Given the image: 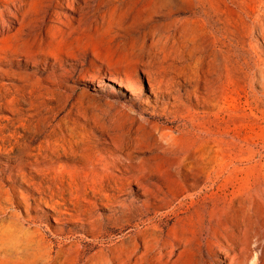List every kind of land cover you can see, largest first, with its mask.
<instances>
[{"label": "bare ground", "instance_id": "1", "mask_svg": "<svg viewBox=\"0 0 264 264\" xmlns=\"http://www.w3.org/2000/svg\"><path fill=\"white\" fill-rule=\"evenodd\" d=\"M2 1H6V5L4 9L2 8L1 15L9 11L19 24L25 22V11L28 6L32 5V0ZM96 1L98 2V0ZM85 3L86 2L83 4L80 0H46V4L41 7L35 17V21L38 23L37 26L41 28L40 23H44L47 18L52 15L51 22H53V25H51V27H57L58 31L60 27H64L65 30L66 28L69 29V22L75 20V14L83 10ZM195 3L197 4L198 1H195ZM218 5H212L213 7H209V5L207 7L204 6L199 9V13H197L198 11L196 12L198 14L196 15V20L204 26L207 36H209L208 38L205 37L206 39L203 42L200 41L201 43L192 45L184 38H171L166 35L164 37L155 38L151 44L143 42V46L140 45L142 47L139 50V56L143 59V72L147 74L152 93L157 98L163 95H169L174 100L171 106L175 111L171 114V119L168 118L167 121L164 122L165 124L161 126L158 120L157 124L153 125L159 130H167V128H169L173 134L175 131L179 132V134L186 133L184 131H195L199 133L200 136L207 139L210 137L209 139L212 140V133L206 126L207 124L201 121L199 118L200 114L193 112L192 109L212 108L215 109V115L217 116L223 113H230L233 110L237 111L242 109L249 111L250 115L253 117L250 122L251 135L248 138L238 137L232 140L217 137L212 140L213 142H209V145L210 143H214L212 147H215L214 152L216 160L214 162L203 160V163L200 164L179 165L173 170L166 171L167 174L165 175L160 174L159 170L152 169L148 172L146 167L139 166L135 162L131 148H144L146 144L132 145L131 147L126 146L123 148L113 141V143L103 144L100 149H96L97 152L95 153L90 151L92 148L90 144L91 137L87 134L88 132L71 131L70 133V130L67 131L61 126L63 122L58 124L59 120L57 124L60 126V129L54 127L51 131H48L47 128L53 127L51 122L43 121L42 123L41 121L34 120V116H31L32 113L28 115L24 114V112H22L23 106L20 108L18 106L19 101L16 97L17 88L15 84L13 86V83H11L12 85L7 86L2 82L3 79H14L17 74L11 65L12 54H9L11 50L8 52V47H6L9 43L6 44L7 40L5 41V37L7 35L9 36L12 26L3 20V25L0 26V252H5V255L9 259L8 263L17 264V262H19L17 261L19 257L16 260L14 259L19 255L17 251H10V248L6 250L9 245H14V239H16V243L18 239L23 242L26 251L30 249L36 250L33 251L31 255H28L35 259L34 262L38 263V258L41 260L45 257L46 251L44 249L48 236L46 233L47 230L43 229V224L47 219V212L40 210L42 206H45L55 213L53 219L56 223H60L61 219L67 218L66 216L69 215L73 219L75 225H82L81 230L93 234L99 229L103 230L104 227L111 223L123 224L122 221H126L127 224L125 225L129 226L133 221L141 220L144 217L148 218L151 213L152 215L154 213L155 216L162 213V209H169L164 212L167 214H165V216L170 215L171 217V215H178L180 209L189 201L191 206L196 205L200 209V212L197 211L199 224L196 223L200 225V236L208 257V260H206L201 253L202 261L205 260L206 264H264V248H261L262 256L259 255L260 257L257 258L255 253L258 251L251 249L246 238L244 225L247 218H250V216L247 215L242 208L239 209L229 205L231 201H233V197L230 196H235V194H239L243 191H248L252 199L260 200L264 204V152H259L257 149L258 145L256 144L259 139L261 141V138H264V91L260 94L254 90L258 82L256 76V63L254 62L255 56L248 51L249 49L244 46L245 43L241 40L242 38L236 33V28L238 27L237 21L231 19V17L226 18L224 14L226 11ZM52 7L55 8V10L51 14L49 9ZM231 9L230 11L235 13V10ZM228 10L229 9H227V11ZM66 12H71L72 15H67ZM249 15H246V18H250L251 15ZM85 18L87 19V17ZM85 18L83 20H85ZM102 23L103 21L101 24ZM111 25L113 26V24ZM243 27H241V29ZM46 30H48V28ZM201 30L204 31L202 28ZM39 34H41V32ZM88 34H90V32ZM145 34H143L144 36L142 37L145 38ZM25 36H27V34ZM23 37L24 36H22V38ZM69 38H71V36ZM250 42L252 43V41ZM135 45H137V43H135ZM168 45L170 48L175 49V52L179 53L183 58H186L185 60L183 59L184 62L182 61L184 66L178 67V59L176 60L169 57L166 53V50L169 49ZM75 49H77V47ZM128 50H130V48ZM133 50H131L132 56L135 54ZM71 51L74 52V50ZM72 53H70V55ZM53 55H51V57H53ZM67 57L70 59L73 56L67 55ZM29 58L27 57V60H29ZM74 58L76 57H73V59ZM127 59L128 58H126V60ZM30 60L32 59L30 58ZM56 61L57 58L54 57V62ZM59 61L61 62V60ZM61 64L62 63L59 65ZM108 71L111 75H116L120 80L127 78L131 85H135L137 89L144 90L142 82L138 79L137 75L139 74L137 70L130 73L125 71ZM109 94L116 96L119 95V92L113 87H110ZM3 111L11 113V116L2 115L1 113ZM248 118L251 119V117ZM175 123H179L178 126H170ZM42 127L44 128L43 131L41 130L43 137L39 140L37 145H34L35 137L33 135H36L38 132L40 133L39 128ZM161 131L163 132V130H160V132ZM224 132L226 133V131ZM167 133H169V131ZM167 133L164 135H167ZM254 135H257V138L254 139ZM263 141L264 140L261 142ZM12 160L14 161L13 163ZM132 183H135L139 189L142 190L144 196L143 200L138 201L133 197L129 198V200H123L121 198L126 195V192L131 193L130 187ZM166 183H169L167 187L164 186ZM24 187L25 190H22ZM258 189L263 193L260 194ZM190 190L194 192L190 193ZM106 209L110 211V214L108 216H100L99 211H106ZM182 210L183 209H181V212H183ZM33 211L36 213L35 216L31 214ZM239 212L242 215H240ZM126 215L128 216V220H123V217ZM148 219L150 220V223L147 222L150 224L149 230L153 229L155 232H160L162 230L161 220H157V218ZM15 231L21 232L22 236L20 238H15ZM17 234L19 233L17 232ZM154 234L156 235V233ZM20 235L21 234H19V236ZM149 243L144 241V251L142 250L143 254H141L143 258H146L145 255H147L152 248ZM14 247L16 246L14 245ZM167 247L168 246L165 245L161 250H166ZM15 249H17V247ZM19 249L22 248L18 247V250ZM69 251L67 253H70ZM162 251L160 252V258L163 257ZM28 253H31V251ZM26 258L22 260L26 261ZM27 259V261H29L30 257ZM3 263L5 264V262ZM152 263H154V261ZM41 264L47 263L42 261Z\"/></svg>", "mask_w": 264, "mask_h": 264}, {"label": "rangeland", "instance_id": "2", "mask_svg": "<svg viewBox=\"0 0 264 264\" xmlns=\"http://www.w3.org/2000/svg\"><path fill=\"white\" fill-rule=\"evenodd\" d=\"M81 1L83 4L86 2L84 8L81 12L75 14V20L69 22L70 28H66L65 30L64 27H60L58 31L57 27H51V25H53V22H51L52 15H50L44 23H40L41 28L37 26L38 23L35 21L36 15L41 7L46 4V0H32V5L28 6L25 11V22L22 24H19L9 11L1 15V10L4 9L6 1L0 0V26L3 25V20L12 26H10L12 31L10 30L9 36L7 35L5 37V41L7 40L6 44L9 43L6 47H8V52L11 50V53L9 52V54H12L11 65L17 73L14 79H3L2 82L7 86L12 85L11 83H13V86L15 84L17 88L16 97L19 101L18 106L19 108L22 106L24 107H22V112H24V114L28 115L32 113L31 116H34L33 119L41 121L42 123L43 121L51 122L53 127L47 128L48 131H51L54 127L60 129L58 124L63 122L64 125L61 124V126L67 131L70 130V133L71 131L88 132L87 134L91 137L90 144L92 148L90 151L95 153L103 144L113 143V141L123 148L126 146L131 147L132 145L146 144L144 148L139 149L134 146V148H131L135 162L139 166L146 167L148 172L152 169L159 170L160 174L163 175L167 174L166 171L173 170L179 165L200 164L203 163V160L214 162L216 160L214 152L215 147L212 148L214 143H210L209 145V142H213L212 140L217 137L232 140L238 137L248 138L251 135L250 122L253 117L250 115L249 111L239 109L237 111L233 110L230 113H223L225 116L223 114L217 116L215 115V109L212 108L192 109L193 112L200 114V120L207 124L206 126L212 133V140L209 139V137L208 141L207 138L200 136V134L195 131H184L186 132L184 134H179V132L175 131L173 134V132L167 128V130L160 129L163 130L161 133L153 124H157L158 120V122H160V124H158L161 126L165 124L164 122H166L168 118L171 119V114L175 111L171 106L174 100L169 95H163L159 98L154 96L149 86L147 74L143 72V59L139 56V50L144 43L151 44L155 38L164 37L166 35L171 38H184L192 45L203 42L206 39L205 37L208 38L209 36H207L204 26L196 20V15H198L197 13H199L201 7H207L208 5L209 7H213L219 4L218 6L226 11V13H224L226 18L231 17V19L237 21L238 29L236 28V33L242 38L241 40L245 43H243L244 46L249 49L248 51L255 56L254 62L256 63V76L258 82L254 90L261 94L264 91V0H98V2L96 0H80V2ZM195 1H198V3L196 4ZM231 8L237 13L235 14L230 11ZM94 9L97 10L95 11ZM227 9L229 10L227 11ZM54 10L55 8L52 7L49 9V12L52 14ZM66 14L72 15L71 12H66ZM246 15H249L250 18H246ZM85 17H87V19ZM84 18L86 21L83 20ZM101 20L103 21L102 24ZM111 24H113V26ZM241 27L243 28L241 29ZM47 28L48 30H46ZM201 28L204 31H202ZM40 32L41 34H39ZM89 32L90 34H88ZM133 33H135L136 36ZM26 34L27 36H25ZM143 34H145V38L142 37L144 36ZM21 35L24 37L22 38ZM70 36L71 38H69ZM250 41H252V43ZM111 42L114 44L112 45ZM135 43H137V45H135ZM126 45L130 50L126 48ZM133 46L139 48H134ZM76 47L77 49H75ZM168 48L166 53L169 57L176 60L178 59V67L184 66L183 62L186 58H183L179 53L175 52V49L170 48L169 45ZM71 50H74V52ZM131 50L135 51L134 56H132ZM70 53L72 54L70 55ZM51 55H53V57H51ZM67 55L76 58L73 59L72 57L69 59ZM27 57H30L32 60H30V58L27 60ZM54 57L57 58L56 62H54ZM126 58L128 59L126 60ZM59 60H61V62ZM60 63L62 64L59 65ZM107 69L112 72L125 71L129 73L137 70L139 74L137 75L138 79L142 82L144 90L137 89L135 85H131L127 78H123L122 81L116 75H111ZM110 87L116 89L119 95H110ZM1 114H4V116H11V113L7 111H3ZM248 117H251V119ZM178 124L179 123H175L170 126L176 127ZM39 130L40 133L38 132L36 135H33L36 141H34V145H37L39 140L43 137L41 130L43 131L44 128H39ZM168 131L169 133H167ZM224 131H226V133ZM165 132L168 136L164 135L166 134ZM253 138H257V135H254ZM262 140H264V138H261V141ZM261 141L259 139L256 144L258 145L257 149L262 153L264 152V141ZM13 162L12 160V163ZM168 184L169 183H166L164 186L167 187ZM22 190H25V187ZM130 190L131 193L126 192V195L121 197L123 200H129L131 197L138 201L144 199L142 190L139 189L135 183H132ZM191 192L194 191L190 190V193ZM258 192L260 194L263 193L260 189H258ZM230 197H233V201H231L229 205L239 209L242 208L245 210L246 214L250 216V218H247L245 223L246 227L244 225V228L251 249L258 251L255 253L258 258L262 256L261 248H264V204L260 200L252 199L248 191H243L239 194H235V196L231 195ZM183 207L181 208L183 212H181L180 209V214H176L178 219L176 215H171V217L170 215L165 216L166 213L164 212L169 209H162L161 212L163 214L159 213L156 216L154 213L153 215L151 213L148 218H157V220H161L162 232H155L153 229L149 230L150 220L144 217L141 220L133 221L129 226L125 225L127 224L126 221H122L123 224L111 223L104 227L103 230L99 229L92 234L91 232L81 230L82 225H75L73 219L69 215L64 219L56 216L61 219L60 223H56L53 219L55 213L45 206H42L40 210L47 212V219L43 224V229L47 230L46 233L48 236L44 249L46 251L45 257L41 260L38 258V263L34 262L35 259L28 255H31L32 252L36 250L30 249L26 251L23 242L19 239L17 243L15 242L16 239H14V245L17 249H15L16 247H14V245H9L6 250L10 248V251L18 252L19 255L14 258L16 260L19 257V260H17L19 262H17V264H41L42 261L47 264H206L205 260L202 261L201 257L203 254L204 258L208 260L200 236V225H198L197 213L200 212V209L196 205L191 206L189 201L186 202ZM99 213L100 216H108L110 211L107 209L106 211L100 210ZM31 214L34 216L36 215L35 211ZM239 214L242 215L240 212ZM123 220H128V216H124ZM17 232L21 235L19 236ZM14 233L17 236H15V238H20L22 236V233L19 231H15ZM154 233H156V235ZM144 241L150 242L149 245L152 247L149 251L150 253L148 252V254L145 255L146 258H143V255H141L144 251ZM165 245L169 248L167 247L166 250L162 251L161 249ZM18 247L23 250H18ZM30 251L31 253H28ZM68 251L70 253H67ZM161 251L163 253L162 258H160ZM0 256V264H4L3 262H5V264H13L11 262L8 263L9 259L5 255V252H0ZM26 257H30V260L27 261L28 259ZM24 258H26V261H23ZM151 261H154V263Z\"/></svg>", "mask_w": 264, "mask_h": 264}]
</instances>
